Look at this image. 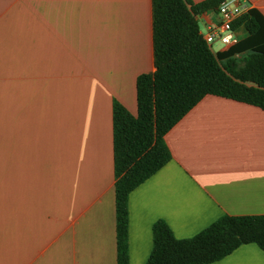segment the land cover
<instances>
[{
	"label": "crops",
	"instance_id": "1",
	"mask_svg": "<svg viewBox=\"0 0 264 264\" xmlns=\"http://www.w3.org/2000/svg\"><path fill=\"white\" fill-rule=\"evenodd\" d=\"M154 70L152 0H0V264H117L113 104L136 114V78ZM165 139L172 158L129 194V264L146 263L159 219L187 238L264 215V109L208 94ZM202 264H264V250Z\"/></svg>",
	"mask_w": 264,
	"mask_h": 264
},
{
	"label": "trees",
	"instance_id": "2",
	"mask_svg": "<svg viewBox=\"0 0 264 264\" xmlns=\"http://www.w3.org/2000/svg\"><path fill=\"white\" fill-rule=\"evenodd\" d=\"M222 0H152L155 70L136 78L137 113L113 104V151L117 264H129V194L171 158L167 132L205 95L264 109V14L249 8L232 23L248 35L215 51L200 29L199 15ZM145 264H202L238 246L264 250V215H222L197 234L178 238L165 220L153 224Z\"/></svg>",
	"mask_w": 264,
	"mask_h": 264
},
{
	"label": "built area",
	"instance_id": "3",
	"mask_svg": "<svg viewBox=\"0 0 264 264\" xmlns=\"http://www.w3.org/2000/svg\"><path fill=\"white\" fill-rule=\"evenodd\" d=\"M246 0H222L216 8L219 21L213 26H209L204 38L213 50V45L217 43L220 48L226 49L236 42V32L232 26L233 21L249 9ZM221 50V49H220Z\"/></svg>",
	"mask_w": 264,
	"mask_h": 264
},
{
	"label": "rangeland",
	"instance_id": "4",
	"mask_svg": "<svg viewBox=\"0 0 264 264\" xmlns=\"http://www.w3.org/2000/svg\"><path fill=\"white\" fill-rule=\"evenodd\" d=\"M200 29L204 32L206 31L205 24L203 21H200ZM217 43H214L213 47L216 49ZM5 111V104L4 102H0V112ZM0 115V116H2ZM6 134H5V119L0 118V179H2L5 176V167L4 162L6 159Z\"/></svg>",
	"mask_w": 264,
	"mask_h": 264
}]
</instances>
